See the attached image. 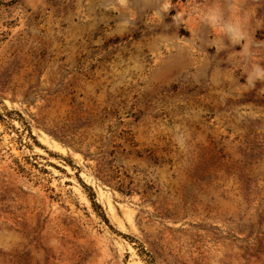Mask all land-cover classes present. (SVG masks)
Listing matches in <instances>:
<instances>
[{"label":"rangeland","instance_id":"rangeland-1","mask_svg":"<svg viewBox=\"0 0 264 264\" xmlns=\"http://www.w3.org/2000/svg\"><path fill=\"white\" fill-rule=\"evenodd\" d=\"M0 264H264V0H0Z\"/></svg>","mask_w":264,"mask_h":264}]
</instances>
